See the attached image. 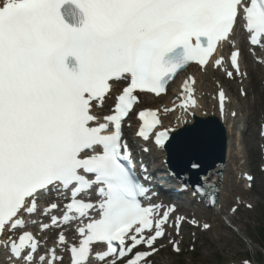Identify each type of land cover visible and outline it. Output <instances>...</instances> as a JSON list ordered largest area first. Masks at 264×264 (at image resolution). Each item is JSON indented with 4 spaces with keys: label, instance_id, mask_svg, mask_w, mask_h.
Here are the masks:
<instances>
[{
    "label": "snow or ice",
    "instance_id": "obj_1",
    "mask_svg": "<svg viewBox=\"0 0 264 264\" xmlns=\"http://www.w3.org/2000/svg\"><path fill=\"white\" fill-rule=\"evenodd\" d=\"M237 28L253 52L264 48V0H0V264H64L62 252L70 264H151L163 239L178 253L168 229L200 225L176 216L175 205L151 202L158 194L137 174L124 127L137 115L136 135L154 134L163 148L173 130L155 132L159 109L134 112L139 93H166L193 63L246 77ZM224 44L229 62L214 55ZM195 83H183L185 110L197 107ZM113 98L110 114H98ZM218 99L223 112L222 86ZM72 224L78 241L65 235ZM36 226L64 230L45 247L29 230Z\"/></svg>",
    "mask_w": 264,
    "mask_h": 264
},
{
    "label": "rangeland",
    "instance_id": "obj_2",
    "mask_svg": "<svg viewBox=\"0 0 264 264\" xmlns=\"http://www.w3.org/2000/svg\"><path fill=\"white\" fill-rule=\"evenodd\" d=\"M252 67V72L250 71L251 73L248 75V82L243 88L244 91L246 88L247 96L241 95L242 87H238L235 82H228L235 88V94L239 97L237 100H239L240 111L243 112L242 119L248 122L251 131L249 136L253 135L251 139L247 136L250 146L243 143L245 152L242 151L238 154V160L242 163L244 169H250L257 173L255 188L252 191L245 192V197L242 198L245 205L239 206L236 213L234 212V215L231 216L232 218L229 216L236 222V228L240 232L235 231L236 233L234 232L232 235L228 229H219V233L225 235V240L231 238L232 243L228 244V247L224 242L219 243L218 246L212 240L216 239L219 233L215 230L213 220L209 219L208 222H211V228L206 232L201 226L197 229L184 230V236L181 237V244L179 245V253H175L174 249L172 250L170 239L160 243L163 247L154 256V264H230L242 263L247 259L257 260L259 264H264V173L262 174L259 171L261 166L259 152H256L257 148L253 149V146H251L257 145L258 147V126L264 122V74L262 76L257 75L255 68ZM239 182L238 180L235 185L242 189ZM236 202H239V199H235V196L232 195L229 205L231 206ZM249 205L251 207H248ZM195 212H199V217L196 216L200 221H206L202 218V215L208 217L207 212L202 210ZM240 219L246 224H238L237 222ZM247 242L250 246H247ZM224 247L226 248L222 249Z\"/></svg>",
    "mask_w": 264,
    "mask_h": 264
},
{
    "label": "bare ground",
    "instance_id": "obj_3",
    "mask_svg": "<svg viewBox=\"0 0 264 264\" xmlns=\"http://www.w3.org/2000/svg\"><path fill=\"white\" fill-rule=\"evenodd\" d=\"M190 71L191 72L189 74L183 76L180 79L177 86L174 87L175 93L171 94V96H168V97L165 96V98H162L161 101L160 100L158 101L154 97L148 96L145 94L142 95L141 98H142V101L146 104V106L160 110V114H163L164 115L163 117L166 119V120H163L162 122V124L165 125V127L167 125L166 129L175 128L174 125L177 122L178 118L180 117L184 118L185 117L184 114L197 113V114H204L205 116H208L207 113H210V114H214L215 117H218L222 120L228 132H231L232 130V133L234 134V136H233V139L229 141V146H227L226 148V152L228 153V157H227L228 162H227L226 169L223 175V183H222V187L220 191L219 203L214 210L206 213L208 214V217L203 216L202 215L203 213L201 214L202 218L205 219L206 221L200 222L201 223L200 226L202 227V225L205 223L211 224V222H208V221L209 219H212L213 223L215 224V230H217V233L220 232L219 229L223 230V228H225V229H228L230 234L233 235L235 231L239 233L240 230L236 228V225H237L236 222H234L230 217H228V215H230L232 208L237 206L238 203L236 202L231 206L229 205V203L231 201L232 195L235 196V199L240 197L239 200H242V198L245 197V194H246L244 189H241L240 187H236L237 185H235V182H233L234 181L233 174L234 173L237 174L239 172L237 168V156L239 152L237 147L239 145V141L236 139V136L240 134V132L237 130V127H236L238 123L235 124L236 119H234V116L232 115V113L234 112L233 110L234 106L231 103V99L235 98V94H232L233 90L229 88L227 82H225L227 77H225L224 71L222 69L208 67L206 70L200 71V70H196V68L195 69L191 68ZM189 76L194 77L196 80V83L194 85V88H195L194 96H195V99L197 100V107L194 109L189 108L188 110L184 109L183 112L178 113L180 112V109L179 108L177 109L176 107L177 102L180 101L179 98L181 97L183 83ZM236 79H239V81L241 82L243 81V79L240 77H237ZM221 86L225 90L227 97H228L225 103V108L223 112L220 110L219 99H218V92ZM165 108H168V109L175 108V110L164 112L163 110ZM177 115L179 117L174 118ZM171 119L173 120V123L170 125L169 120ZM160 155L161 153L157 154V159L160 158ZM198 213L199 212L197 213L195 212V214H198ZM197 216L199 217V215ZM209 216L211 217L209 218ZM191 218L192 219L196 218V216L193 215L191 216ZM237 223L242 224V225L246 224L242 221V219L238 220ZM170 229L172 228H169L168 230ZM225 239H226L225 235L223 233H219L218 237L212 241L218 246H219V243L224 242L226 243V247H228L227 245L232 243L231 238L227 240ZM248 245L250 246L249 242H247V246ZM226 247L222 249H225Z\"/></svg>",
    "mask_w": 264,
    "mask_h": 264
},
{
    "label": "water",
    "instance_id": "obj_4",
    "mask_svg": "<svg viewBox=\"0 0 264 264\" xmlns=\"http://www.w3.org/2000/svg\"><path fill=\"white\" fill-rule=\"evenodd\" d=\"M175 135L164 148L167 162L193 189L197 191L199 185L206 189L208 196L214 195L217 199L225 158L226 141L222 125L201 120L200 125L185 128L181 134ZM193 163L199 167L193 168ZM200 195L210 207L214 206L205 195Z\"/></svg>",
    "mask_w": 264,
    "mask_h": 264
},
{
    "label": "trees",
    "instance_id": "obj_5",
    "mask_svg": "<svg viewBox=\"0 0 264 264\" xmlns=\"http://www.w3.org/2000/svg\"><path fill=\"white\" fill-rule=\"evenodd\" d=\"M262 237H263V234H262ZM263 239H264V237H263Z\"/></svg>",
    "mask_w": 264,
    "mask_h": 264
}]
</instances>
